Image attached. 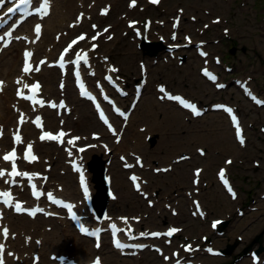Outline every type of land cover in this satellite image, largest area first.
Returning a JSON list of instances; mask_svg holds the SVG:
<instances>
[{
    "label": "rangeland",
    "instance_id": "obj_1",
    "mask_svg": "<svg viewBox=\"0 0 264 264\" xmlns=\"http://www.w3.org/2000/svg\"><path fill=\"white\" fill-rule=\"evenodd\" d=\"M104 1L106 0H87V3L92 5L93 2H96L97 5H99L104 3ZM241 2L242 0H232L228 3L223 0H164L161 7H149L146 9L145 13H149L158 19L167 20L171 15H174L176 8L183 7L186 10L183 16L185 18L182 23L183 31L189 30L192 34L194 33L193 35L196 39H205L209 41L206 48L211 52V55L220 54L224 61L228 62L233 67V72L230 75H224V80L231 83V78L235 76L244 78L250 75L254 78L251 84H254L264 95V42H262V45L259 47V53L253 52L250 47L254 41V36H258L264 41V31L260 30L255 21L252 20L249 11L241 7ZM121 3L120 7L114 8L112 16L108 19L109 21L118 20L122 11H125V2L122 0ZM253 3L254 2H252V4ZM258 3V10L264 11V4L260 3V1ZM206 11H209L211 14H207ZM139 13V11H135L132 14H134V16H139ZM144 14H142V16H144ZM190 15L199 17L200 22L191 23L188 19ZM213 16H221L224 19H228L232 29L230 35L231 37L233 35L232 40H228L222 34V28L228 26V24L224 23L218 26L212 25L205 34L201 35L202 37L197 35V30L201 27L202 23H209V19ZM160 28L163 31H167L169 25ZM122 29L123 28L119 26L115 39L110 43L104 44V51L110 54L113 61L122 67V73L129 84H132L133 81L139 77V60H145L148 63L150 72L149 81L142 99L133 112L130 124L125 130L123 138L124 143H121V147L116 146L112 153L114 160L110 166V174L113 176V180L117 179L116 173L121 170L117 160V154L119 152L130 153L132 151H137L144 157L148 164L152 163V159L157 160L158 162L156 165L158 166L171 164L173 162L172 160L181 153L189 154L191 159L184 160L178 164L172 163L173 170L165 175H155L152 173L151 169L143 171L147 178H150L148 180L149 184H146V189L147 191L150 189L148 193H150L151 199L156 204L153 208L148 207L145 200L141 199L139 194L133 193L134 191L126 179V173L122 171L123 183L118 184L123 185L125 191L136 199L137 204L129 202L125 204L122 198L121 188L115 185L119 201L110 203L108 207L113 214L143 215L142 225L144 227L148 225L147 227L162 228L168 223L178 224L184 227V232L181 234L180 238L188 237L190 239H198L201 233H205L209 235L214 245L220 249H225L228 246L235 247L230 256L211 258L209 261L210 263L251 264L248 255L243 256L244 250L251 248L257 250L260 246L261 249L264 247V240H262L261 243L254 241L260 235H262L264 239V201L259 199V196L264 191V134H261L258 130L259 125L264 124V108L257 109L252 106L242 95L241 91L232 84L224 91H216L212 85L204 81L198 72L202 60L195 55L194 49L180 52L188 55L187 62L182 66L178 65L177 59L170 60L169 62L165 61L162 59V55H160V58L156 61L154 58L151 59V57L144 55L143 52L140 53L131 38H125L122 35ZM236 30L239 31L236 33ZM238 34L243 37L247 35V38L238 39ZM216 40H220V43H215ZM233 41H236V44H231ZM241 48H246L247 51L243 52ZM232 51H235L234 54L230 53ZM217 69L220 68L217 67ZM52 75L54 76V80L58 79V74L56 75L54 71ZM160 81L167 83L171 90L182 92L190 98L199 100L203 105L213 101H227L239 106L244 121L253 123V126L248 128V148H238L228 121L222 114L208 113L203 119L198 121L192 119L187 122L186 119L189 117L188 114L182 112L176 113L172 109L173 107L159 103L156 99L154 88L155 84ZM52 88L54 91L56 90L54 86H52ZM70 93L73 97L74 94H72V92ZM78 105L80 108H84L86 112L88 111L89 117L84 119L85 122H81V120H83L81 118L71 121L70 123L74 125V129L82 134H88L90 131L99 130V124L90 106L87 103L83 104V102L79 101ZM164 110H169L170 114L175 116L174 123L177 130L173 129V134L172 132L171 134H167L165 129L162 131L151 130L149 128L151 123L144 118V115H148L150 111H156L157 114H155L151 120L159 123L164 117ZM73 118H76V116H73ZM184 123H186L185 126ZM140 126H148L147 131L140 132L138 129ZM187 127L190 128L188 129ZM161 128H165V125L162 124ZM146 133L156 137V144L154 146L151 147L146 144ZM207 133L212 136L217 134L223 135L228 138V142L225 140H215L212 137L209 139ZM205 134L207 135L205 137L208 138V140L205 139L207 144L193 140L194 137L203 136ZM172 136L175 137L177 141H173L174 139ZM139 137H141L142 143L146 145L144 149H141ZM164 137L168 138L170 142L164 143ZM135 141L139 143L140 148L139 146H133L132 142ZM197 146H202L207 150L208 156L206 158H201L196 154L195 148ZM50 148L53 149L51 152L53 154V160L60 163L62 161L61 150L55 149L53 145H50ZM228 156H232L235 159V164L230 168V173L239 190L241 199L245 200L248 205L253 204L254 200L258 202L254 205L257 209L254 211L248 209L246 217L242 219L236 214V209L241 207L242 204H240V199L235 202L229 200L215 180L216 169L223 163L225 157ZM253 160L259 161L261 163V168L254 169ZM241 161L245 163L243 166H240ZM198 165L204 166L206 171L204 181L207 183V187L202 188L199 195L204 206L208 212H210L206 219H199L191 215L190 200L186 194L191 186V170ZM114 166H116L117 171H115ZM101 167L102 166H99L97 169L98 176H101ZM54 169L56 175L72 177L69 173L62 174L63 170L60 169V165L58 164L53 166L51 174ZM117 176L119 178V174H117ZM175 180H179L181 184L177 182L174 184ZM153 184L157 185L156 187L163 192L160 194ZM175 188H177V190ZM173 192L178 193V196L175 197L177 199L171 198L173 197ZM166 203L176 207V210H178V217H173L169 213L170 210L165 207ZM148 216L151 217L147 220ZM227 216L229 220L225 227V232L221 235L212 233L208 226L209 220L214 217H224L227 219ZM38 221L41 230L46 229L48 225L53 226L54 224L50 220H43L41 218ZM30 223L31 221L27 223V227ZM55 227L61 232L62 227L55 224L53 230L47 233V236L56 233ZM68 228L70 229V227ZM16 232L18 233L16 241H21V243L24 233H32L30 231H25L24 233H20L19 231ZM72 234L77 237L73 232ZM62 238H64V236ZM238 238L240 241H238ZM64 240L65 248H70L69 245L71 241L68 237L64 238ZM74 242H78V239ZM90 244V242L84 244L85 246L81 248V252L83 253L84 251L83 254H85L87 247L90 250ZM51 247L47 246L46 250H56L58 252L61 250L66 251L62 245H58L57 247L52 245ZM108 251L111 253L114 260L119 261V264H123L124 260H130V258L120 257L117 252H114L108 245L104 244L101 255L104 256ZM147 254L150 256L146 257ZM260 254L264 257V250H261ZM136 258L137 259H131L132 264H150L148 261H153L152 264H162L159 257L148 251L141 253Z\"/></svg>",
    "mask_w": 264,
    "mask_h": 264
},
{
    "label": "bare ground",
    "instance_id": "obj_2",
    "mask_svg": "<svg viewBox=\"0 0 264 264\" xmlns=\"http://www.w3.org/2000/svg\"><path fill=\"white\" fill-rule=\"evenodd\" d=\"M120 2H121L120 0H113V3L114 4L113 3L112 4H113V6L115 5L114 7H116ZM162 3H163V0H161L159 4L161 5ZM56 5L59 6V12L54 14V9H53L52 12H51V14H50V16L45 20L46 21L45 26H47V27H46V29L44 31V35H43V39H42L43 42L41 41L40 43L37 44V49H39V50L42 48L40 44L46 42L51 37V34L48 31L50 29H53V28L54 29H58V28H60L61 25H64L65 22H66V19L73 12H75V10L77 9L76 6H75V1L74 0H59V2ZM108 16H110V15H108ZM117 22H119V21H117ZM27 27H28V25L25 26V28H27ZM51 42H54V41H51ZM20 50L21 49L19 47H16V46H13V47L9 48L6 51L7 58L5 60L4 59L1 60V67H2V70H3L2 73L5 74L8 79H9L10 76H12L16 72V69L15 68L18 65V61L20 60L19 59ZM148 52H154V51L151 50V51H148ZM51 73H53V71L52 70L50 71L48 69L47 70H43V72L41 73V77H42V79L45 82L46 89H49V90H51V88H52V79H53L52 77H53V75ZM54 73H55V71H54ZM5 100H7V96L6 95H3L0 98V124L5 125L7 129H8V127L11 126V127L14 128V130H16L18 126H17V124H15V121H13V118H11V116L13 114L12 111L9 108L6 109V107H4V105H5L4 101ZM69 100H70L71 104L74 106V108H75V110L77 112H80L81 111V113L79 114V118L83 119V120H81V122H85L84 119H86V118L89 117L88 111L86 112L84 110V108H80L79 107L78 101L75 100L72 97V95H71L70 92H69ZM83 104H86V102H83ZM163 104L164 105H169V106L173 107L172 109L176 113L182 112L180 109L176 108V106L173 103H171V102L165 101ZM163 112H164V117H163V119L159 123H157L156 121H152L151 120V118L154 117L155 114H157L156 111H154V112H151L150 111L148 115H144V118L149 123H151L149 125V128L151 130H161L162 131V130L165 129V132L167 134H171L172 130L175 129V128H177L175 126V123H174L175 116L172 115V114H170V111L169 110L168 111L167 110H164ZM166 112H168V113H166ZM209 112H211V111H209ZM208 113H205L202 117H198V119H196V121L205 118V116ZM176 115H179V114H176ZM131 118H132V116H131ZM4 119H6V120H4ZM142 119H143V117H142ZM68 124H69V127L74 128V125L72 123L71 124L68 123ZM162 124L165 125V128H161V125ZM185 125H186V123H184V126ZM187 128L189 129L190 127H187ZM20 133H21L22 137L25 140H28V141H30L32 139V137H34L29 132V126H23L22 129H21V131H20ZM205 136H207V135L206 134L203 135V136L200 135L198 137H194L193 139H195V140H201V142H204V143L207 144V142L205 141V139L208 140V138H206ZM208 137H209V139H210V137H212L215 140H225L226 142H228V138L225 137V136H223V135H220V134H217L215 136H212V135L208 134ZM139 138H140V142L139 143H140L141 149L142 148L144 149L146 147V145H144L142 143L141 137H139ZM173 141H175V140H173ZM163 142L164 143H169L170 140L168 138L164 137V141ZM139 143H138V146H139ZM248 143H249V141H248ZM35 145H37L38 149L43 154L46 153L47 151H49V152H52L53 151V149H48L49 148L48 147L49 143L48 144L47 143H39V142L36 141L35 142ZM140 146H139V148H140ZM97 154H98V156H103V155H101V152L100 151H98ZM73 155H74L75 158L78 157V155L75 154V153ZM94 155L95 154L92 151H89V153H86V162L89 165V168L91 169L92 173L94 174V176H93V182L96 184V189H95L96 190V195H97L96 196V202L99 205V204L102 203L103 196H102V190H100V187H101L102 183H100V181H99V178H98L99 176H98V173H97V169H98V167L100 165H102V163H101V161L98 158L94 157ZM64 158H66V159L69 158V155H64ZM114 167H115V171H117L116 170V166H114ZM121 173H122L121 170L120 171H117V173H116V178L117 179L114 180L113 186L114 185H117V186H119L121 188L122 198H123L125 204L128 203V202L129 203H136L137 204L136 199L132 195H130L129 193H127V191H125V188L123 187V185L118 184V183H121V184L123 183V178H122V174ZM117 174H119V178H118ZM53 176L55 177L56 175L53 174ZM62 179H63L64 184H65L64 194L67 195V196L73 197L75 193L74 192L72 193L69 190L72 189V187H73V185L71 183V180H74V178H72L70 176H62ZM62 179H57V180H59V181H61L63 183ZM115 182H117V183H115ZM153 186L156 187L157 185L153 184ZM156 189L158 190V192L160 194L163 192V191L159 190L158 188H156ZM154 190H155V188H154ZM171 198L172 199H177L175 197H171ZM7 220L9 221L11 227L12 228H15V230L16 229L17 230L18 229L24 230L25 229V226H27V223L30 222L24 216H22V217H19V216L18 217L17 216H12V217L11 216H7ZM62 223H64V222L62 221ZM35 225H36V223H34L33 226H35ZM65 228H66V225H65ZM65 228H63L61 230V232H60V230H58L55 227V230H56V233L55 234L48 235V236H45V235L42 236L43 237V243H44V246L43 247L44 248H45V246L51 247L52 245L54 247H57L58 245H62L65 248V242H64L65 240H64V238H67V235H68ZM38 229H39V226L36 225L32 229V231L33 232H35V231L38 232L39 231ZM63 236H64V238H62ZM254 241H256V242L259 243L258 237ZM87 243H89L88 240H79L78 242H76L75 244H73V247H71V248L66 247L65 249L67 251L71 250L70 251L71 253H73V254H75V255H77L79 257H86L85 259H87V255H88L89 252H91V254L95 253V250L93 248H91L89 250L88 247H87V250H86L85 254H83L84 251H83V253L81 252V248L83 246H85L84 244H87ZM13 245L15 246V248H17L21 252L22 255H23V253H25L28 250V248H30V247H23V246L21 247L20 244L19 243L17 244L16 242H13ZM43 247L41 248V250H43V252H45ZM148 256H150V255L147 254L146 257H148ZM104 259H105V263L104 264H119V261L118 260H114L112 258L111 253H109V251L107 253H105ZM146 260H147V258H146ZM148 262L150 263V261H148ZM123 264H132V261H131V259L130 260H124V263Z\"/></svg>",
    "mask_w": 264,
    "mask_h": 264
},
{
    "label": "snow or ice",
    "instance_id": "obj_3",
    "mask_svg": "<svg viewBox=\"0 0 264 264\" xmlns=\"http://www.w3.org/2000/svg\"><path fill=\"white\" fill-rule=\"evenodd\" d=\"M151 2L155 4V3H158L159 0H151ZM19 6H27V4H26V0H20V5H18V7H19ZM130 6H135V0H132V3H131ZM47 8H48V0H43L42 5H40V6H38V7L36 8V12H37L38 14L42 15V16H46V15L48 14V12H47ZM9 11H11V9H10ZM105 12H106V10H105ZM102 14H104V13H102ZM78 19H79V17H78ZM216 22H219V21H216ZM93 28H95V25H93ZM105 31H107V29H105ZM35 32H36L37 36H39V33H40V26H39V25L36 26V28H35ZM108 38L111 39V36H109ZM174 38H175V37H174ZM78 39H79V40H83V39H85V37H84V35H81L80 37H78ZM92 39H96V37H93ZM75 43H76V41H73V44H75ZM69 47H71V45H70ZM93 48H95V45H93ZM65 51H67V49H66ZM202 55H203V53H202ZM30 56H31V53H25L26 63H25V66H24V68H23V72L26 73V74L29 73V72L31 71V69H30V67H29V65H28V63H27V58L30 57ZM60 60H61V63H60L59 66H60L61 68H63V67H64V62H63V61H64V57L61 56ZM71 63H73L74 65H76V72H75V75H76V77H77V80H79V76H80V72H79V68H80V54H79V53H76V59H75L74 61H71ZM84 64H87V54H86V53H85V56H84ZM35 70H36V71H39V68L37 67ZM111 71H117V70L113 68V69H111ZM205 75H208V73L205 72ZM106 78L109 79V81H111V77H106ZM210 79L215 80V77H214V76H210ZM18 82H19V81H18ZM0 84H2V82H0ZM25 87H28V86L25 85ZM39 87H40V85L37 83L35 86H33V87L31 88V91H32L33 93H36V92L38 91ZM61 87H63V85H61ZM80 87H81V89H82L81 95L86 96L88 99H93V97H91L86 91H83V84H82V83H81ZM160 91H161V92H164L165 90H164L163 88H161ZM18 95H20V96H21L22 98H24V99H28V100H32V99H33L32 96H27V97H25V96L23 95V92H18ZM167 98H168L169 100H179L180 103H181L184 107L190 108L194 114H196V115H200V113L196 110V108H195L194 105H192V104H188V103L184 102L183 100H181V98H179V97H173V96H167ZM35 103H41V104H42L41 101H35ZM50 106H51L52 108H56V107H57V105H56L55 103L51 104ZM60 107H64V105H63L62 102H61V104H60ZM97 108L99 109V105H97ZM116 111L118 112L119 115H121V116H123L125 119H127V116H126L123 112H120L119 109H116ZM228 111L231 112V109H228ZM99 115H100V119L103 120V122H104L106 125L109 126L110 130H112V129H111V125L109 124V121H108V119L105 117L104 113L101 111V112H99ZM39 120H40V118L37 117V122H38L37 126H38V127H42V125L39 123ZM232 120H233V123L236 124V128H237L236 135H237V137H238V139H239V142L241 143V145H243V144H244V139H243V137H242V134H241V131H240L239 125H238V123L236 122V117L233 116V117H232ZM21 121H23V114H21ZM113 134H114V135L116 134V133H115V130H113ZM0 135H2V130H0ZM64 135H66V134H65L63 131L59 132V133L56 134V135H53V134H51V133H47V132H45V133H43V134L40 136V140H41V141H45V140H49V141H51V140H57L58 142H62L61 138H62ZM77 139H78V138H77ZM15 140H16V141H20V140H21V137H20L19 133H17V135L15 136ZM71 142H72V141H69V143H71ZM80 151H83V149H80ZM32 152H33L32 144H28V145H27V149H26V154H27L28 157H30L29 162H34V161H36V160L38 159V157H37L36 155L32 154ZM200 154H201V155H204L205 153L203 152V150H201V151H200ZM16 158H17V157H16V151H15V149H13V151H12L10 154H7V155H4V156H3V160H4V161H11V172L7 173V175H8L9 177L12 178V182H13V183L15 182V177H18V176H23V177L29 179V181H31L32 177H30L27 173H22V172H20V171L17 170V165H16V163H15ZM182 159H183V158H182ZM137 162L139 163V158H137ZM227 163H231V161H227ZM165 171H167V169H165ZM5 175H6L5 172H4L3 170H0V178L5 177ZM195 175H196L197 177L199 176V170H197V172L195 173ZM219 176H220V179L222 180V182L224 183L225 187L227 188L228 192L232 194L233 198H235V193H234L233 189L228 185V181H227V179L225 178V174H224V170H223V169L220 171ZM43 179H47V178L44 177ZM131 179L133 180L134 185H135L137 191H139V190H140V185H139L138 183H136V181H137L138 178H137L136 176H132ZM8 182H9V181L5 180V183H8ZM81 184L84 185L83 176H81ZM31 187L33 188V195L38 199V198L42 195V193H40V192H38V191L35 190V189H36V186H35L34 184H32ZM83 191H84L85 196L87 197L88 189H87L86 186L83 187ZM10 195H11V194L8 193V192H0V197H10ZM48 198H49V200H52V202H54V203H59L58 201H56V200L52 197L51 193L48 194ZM0 202H3L4 204H6V205H8V206H14L15 211H16L17 213H20V212H23V211H27L26 209H24V208L22 207V205H21L19 202L15 203L14 205L12 204V201H11L10 199H5V200H2V201H0ZM65 207H67V209H68L69 212L72 211V206H71V205H66ZM197 207H198V206H197ZM37 211H43V210H42V209H37ZM28 214H29V215H35V213L32 212V211H29ZM73 219H75V216H73ZM125 222H127L126 219H125ZM214 226H215V225H214ZM112 227H113V229L115 230V225H113ZM81 231H85V232H86L87 230L84 229L83 226H82V227H81ZM176 231H178V230H177V229H172V230H170V231L167 233V235L171 236V235H172L173 233H175ZM2 233H3V237H4L5 239H7V238H8V229H7V227H4V228L2 229ZM92 234L97 236V247H99V242H98V241H99V236H98V232H97V233H92ZM114 235H115V231H114ZM142 235H143V234H142ZM152 235H154V236H158V235H160V234H159V233H153ZM130 238H131V237H130ZM115 246H116L117 248H121V249H123L124 247H126V245L121 244L119 240H116V241H115ZM187 250H190V246H188V249H187ZM3 252H4V246H3V245H0V264H4V260H3ZM9 255H11V253H9ZM166 259H167V258H166ZM95 264H100L99 258H97Z\"/></svg>",
    "mask_w": 264,
    "mask_h": 264
}]
</instances>
